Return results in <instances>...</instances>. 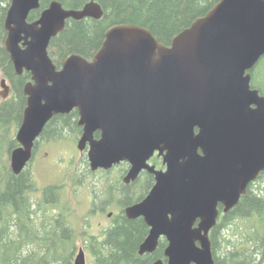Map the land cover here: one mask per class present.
<instances>
[{
	"label": "water",
	"instance_id": "obj_1",
	"mask_svg": "<svg viewBox=\"0 0 264 264\" xmlns=\"http://www.w3.org/2000/svg\"><path fill=\"white\" fill-rule=\"evenodd\" d=\"M41 0H10L4 19L5 48L24 86L27 105L11 153L20 175L33 158L36 140L56 116L77 110L90 169H130L124 183L143 169L156 184L125 215L143 218L150 232L139 254L154 253L164 237V258L154 264H215L211 232L247 195L264 172V96L252 74L264 56V0H220L176 35L170 46L133 24L109 28L92 59L68 56L60 69L49 53L68 20H100L92 0L82 9L59 1L30 22ZM1 96L10 86L2 80ZM101 133L96 140L94 134ZM155 151L165 172L147 162ZM74 264H87L83 249Z\"/></svg>",
	"mask_w": 264,
	"mask_h": 264
},
{
	"label": "trees",
	"instance_id": "obj_2",
	"mask_svg": "<svg viewBox=\"0 0 264 264\" xmlns=\"http://www.w3.org/2000/svg\"><path fill=\"white\" fill-rule=\"evenodd\" d=\"M53 1L61 2L66 9H82L92 0H41V8L31 13L29 21L38 20L41 12ZM95 1L104 11L100 20H68L64 31L52 39L49 53L58 68L72 54L92 59L101 48L106 31L120 24L144 27L150 30L160 43L170 46L176 35L190 27L196 19L205 16L220 0ZM3 4L7 6L3 7ZM9 4L10 0H0V69L10 82L14 97L7 101H1L0 98V130L7 127L12 119L19 125L22 123L27 105L23 90L31 81L29 73H16L5 48L7 32L4 19ZM251 74L252 88L260 90L264 96V56ZM77 117V110L69 116L54 117L44 128L41 137L58 141L67 138L63 133L65 130L69 131L70 136L78 137L81 130L77 126ZM16 147L17 142L12 140L7 155ZM127 167L128 164L122 163L120 170L123 172ZM263 175L264 173L257 182L263 179ZM257 182L250 185L247 195L243 196L239 204L219 220L212 230L210 237L215 264L264 262V187L255 190ZM124 188L126 196L122 202L125 206L140 201V196L134 192L133 186ZM36 191V183L30 171L25 169L16 176L0 157V264H52L59 260L64 264H71L70 258L76 237L73 236L72 227L67 226L68 210L63 208L65 211L59 217L53 218V221H43L41 226L36 225L35 219L39 210L46 212L42 207H47L48 204L57 205V202L53 203L50 198L56 196L59 200L62 188H46L45 198L38 202L37 207L31 202L32 194ZM236 219L247 221L250 225L241 231L238 241H223V232ZM147 234L148 228L140 218L130 220L123 213L117 215L111 228L104 233L103 241L93 238L91 242V250L97 258L95 264H154L159 259H165L164 251L168 246L166 240L160 242L155 253L139 256L140 242ZM34 245H37L38 250L31 249Z\"/></svg>",
	"mask_w": 264,
	"mask_h": 264
},
{
	"label": "rangeland",
	"instance_id": "obj_3",
	"mask_svg": "<svg viewBox=\"0 0 264 264\" xmlns=\"http://www.w3.org/2000/svg\"><path fill=\"white\" fill-rule=\"evenodd\" d=\"M6 6V4H3V7ZM3 79L6 78L0 69V98L1 101H7L13 99L14 95L11 89L9 96L6 99L1 96V93L3 92L1 80ZM7 83L9 86L11 85L9 81ZM20 125L16 123L15 119H12L7 124V127L0 130V135H2V138L0 139V157L4 159V163H6L10 169L11 154H7H9L10 142L12 140L16 141V135ZM63 133L67 138L58 141L53 140V142H47V139H43L35 160L30 162V165L27 166V170L32 173L36 187H41L42 189L47 186V184L55 183V185H64L60 192V199L58 200L56 198L58 200L57 205L48 204L47 207H42L46 212L39 210L35 219L36 225L41 226L43 221H53V218L59 217L65 209L68 210L69 218H67V226L70 225V227H72L74 230L73 236L76 237L75 246L72 249L70 258L71 264H74L73 261L75 254L79 247L83 246L86 240V237L83 236L84 233L90 231L92 235H96L95 238L99 241H103L104 232H102L103 230H101L102 227L99 223L102 222L104 225L108 226L111 224L106 216L95 217L91 215L88 209L94 207L96 201L98 208H106V214L109 212L118 213L120 211L119 201L121 194L125 191L121 186L122 171L120 170V167H117L110 172L100 171L94 174L91 173L88 161L86 162L85 159L86 156H81V153L77 148V141L74 137L70 136L71 134L68 130L63 131ZM46 153H49V156H46ZM51 160L54 161V164L50 163L53 167H50L49 164H42L49 163ZM263 187L264 176L263 179L257 182L254 189L256 190ZM138 189L137 193L138 196H140V187ZM40 195L41 190L39 188V191L32 194V200H39L41 198ZM50 200H52V198H50ZM63 208H65L64 211ZM249 225L250 224L247 221L236 219L226 227L223 232L222 240H229L232 242L238 241L239 237H241V231ZM224 245H227V243H224ZM31 249L38 250V247L37 245H34ZM52 264L64 263L62 260H59L52 262ZM88 264L94 263L89 261ZM262 264H264V262Z\"/></svg>",
	"mask_w": 264,
	"mask_h": 264
},
{
	"label": "flooded vegetation",
	"instance_id": "obj_4",
	"mask_svg": "<svg viewBox=\"0 0 264 264\" xmlns=\"http://www.w3.org/2000/svg\"><path fill=\"white\" fill-rule=\"evenodd\" d=\"M37 11V10H36ZM34 12V11H33ZM32 13V12H31ZM42 13V12H41ZM31 15V14H30ZM90 60V59H89ZM62 66V65H61ZM61 68V67H60ZM60 68H58V69H60ZM3 80H6V83L8 82L7 81V79H3ZM1 82H2V80H1ZM7 85H8V83H7ZM9 86V85H8ZM10 92H11V85H10ZM78 112V111H77ZM72 113V112H71ZM70 113V114H71ZM69 114V115H70ZM69 115H67V116H69ZM79 120H80V116H79V113H78V117H77V120H76V122H77V126L80 128V130H81V132H80V134L78 135V137H75L74 139L77 141V148H78V144H79V141L81 140V138H82V136H83V127H81L80 125H79ZM94 138L96 139V140H98V139H100L101 138V133L100 132H96L95 134H94ZM43 139L44 138H42L41 136L36 140V142H35V146H34V152H33V158H32V160H31V162L32 161H34L35 160V157L37 156V154H38V152H39V146H40V144H41V142L43 141ZM53 142V141H51V140H47V142ZM19 145H18V143H17V147H18ZM16 147V148H17ZM79 150V149H78ZM80 151V150H79ZM80 153H81V156H86V162L88 161V164H89V167H90V163H89V160H88V147L86 148V150H84L83 152H81L80 151ZM46 156H49V153H46ZM48 160V159H47ZM50 163L51 164H54V161L53 160H51V161H49V163H42V164H49V166L50 167H53V166H51L50 165ZM126 164H128V163H126ZM147 164L150 166V167H153L154 169H155V171H157V172H159V171H163V172H165L166 171V169H167V166L164 164V159H163V156L162 155H160V152L159 151H155L154 152V154H153V156L148 160V162H147ZM28 165H30V163L28 164ZM121 165H122V163L120 164V165H118V166H114L111 170H108V171H106V170H102V169H100V170H98V171H95V172H93L91 169H90V171H91V173H97V172H100V171H103V172H110V171H112L113 169H116L117 167H121ZM27 169V168H26ZM129 169H130V165L128 164V167L126 168V170L125 171H123L122 172V174H121V178H122V187H123V189H124V193L123 194H121V198H120V201H119V212L118 213H113V212H109L108 214H106V208H98L97 207V204H96V201H95V205H94V207H91L90 209H88L89 210V212L91 213V215H93V216H95V217H98V216H106V218L108 219V220H110V222H111V224H109V226L108 225H104V223H99V225L102 227L101 228V230H103L102 232H106L108 229H110L111 228V226H112V221L115 219V217L117 216V215H120L121 213H123L124 215H125V210H126V208L128 207V206H125L124 204H123V202H122V200L125 198V196H126V190H125V188L124 187H127V186H133V189H134V192H138V188L140 187V201H138V202H141V201H143L148 195H149V193L151 192V190L153 189V187L155 186V184H156V176H155V174L153 173V172H151L150 170H148V169H143L141 172H140V175H139V177L134 181V182H131V183H129V184H126V183H124V178L126 177V175L128 174V172H129ZM264 173V172H263ZM262 173V174H263ZM262 174H261V176H262ZM92 175V174H91ZM260 176V177H261ZM264 176V175H263ZM259 179V178H258ZM257 179V180H258ZM257 180L255 181V182H253V184L254 183H256L257 182ZM56 184V183H55ZM55 184H47V186H45L44 188H42L41 189V187H37V191H39V188H40V190H41V198L39 199V200H44L43 198H45V192H44V190L46 189V188H48V187H51V186H55V187H60V188H62L63 186L62 185H55ZM252 184V183H251ZM250 184V185H251ZM250 185H249V187H250ZM249 187H248V189H249ZM132 189V190H133ZM132 190H130V191H132ZM36 191V192H37ZM247 193H248V191H247ZM243 197V196H242ZM52 198V201H53V203H56L58 200L56 199L57 197L55 196H52L51 197ZM59 199H60V196H59ZM39 200H37V201H33L32 200V197H31V202L35 205V207H37V204H38V201ZM137 202V203H138ZM136 204V203H135ZM129 206H131V205H129ZM219 210H220V219L219 220H221L224 216H225V214H224V212H223V210H224V208H223V206L222 205H220L219 206ZM126 216V215H125ZM140 220H142L143 221V223L145 224V221H144V219L143 218H140ZM145 226L148 228V234H147V236L143 239V241H141L140 242V245H139V248H138V254H139V250H140V246H141V244L145 241V239L148 237V235H149V232H150V228L145 224ZM84 237H86V240H85V243L83 244V246H80L79 247V249H78V251H77V253L75 254V257H76V255L79 253V251H80V249H83L84 250V252H85V256H86V262H87V264L89 263V261L91 262V263H96V261H97V258H96V256H95V254H94V252L91 250V242H92V240H93V238H95L96 237V235H92L91 234V232L90 231H86L85 233H84V235H83ZM163 240H166L164 237H162L161 239H160V242H162ZM167 241V240H166ZM159 245H160V243H159ZM157 251V250H156ZM155 251V252H156ZM154 252V253H155ZM153 254V253H152ZM145 255H151V254H145ZM145 255H143V256H145ZM139 256L140 257H143L142 255H140L139 254ZM75 257H74V260H75ZM163 260H165V259H163ZM74 262V261H73ZM156 262V261H155ZM154 262V263H155Z\"/></svg>",
	"mask_w": 264,
	"mask_h": 264
}]
</instances>
